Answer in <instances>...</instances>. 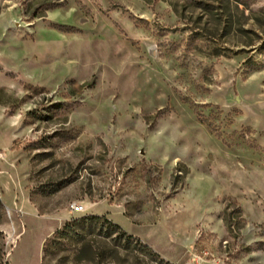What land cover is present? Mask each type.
Listing matches in <instances>:
<instances>
[{
	"label": "rangeland",
	"instance_id": "obj_1",
	"mask_svg": "<svg viewBox=\"0 0 264 264\" xmlns=\"http://www.w3.org/2000/svg\"><path fill=\"white\" fill-rule=\"evenodd\" d=\"M89 215L264 264V0H0V264H162Z\"/></svg>",
	"mask_w": 264,
	"mask_h": 264
},
{
	"label": "trees",
	"instance_id": "obj_2",
	"mask_svg": "<svg viewBox=\"0 0 264 264\" xmlns=\"http://www.w3.org/2000/svg\"><path fill=\"white\" fill-rule=\"evenodd\" d=\"M81 227L86 228L88 232L99 228L102 230H106L109 233L116 234L119 239H121V241L125 243L124 247L126 249H136L137 246L144 255L149 256L153 261L157 262L159 260L162 264H171L161 259L158 254L153 252L151 247L146 244H142L137 238L128 234L119 224L109 220L105 216L89 215L75 219L71 222L66 223L65 227L62 230H58L55 232V235L67 237L71 233H75Z\"/></svg>",
	"mask_w": 264,
	"mask_h": 264
},
{
	"label": "built area",
	"instance_id": "obj_3",
	"mask_svg": "<svg viewBox=\"0 0 264 264\" xmlns=\"http://www.w3.org/2000/svg\"><path fill=\"white\" fill-rule=\"evenodd\" d=\"M85 211V207L82 206V205H73L72 206V212H75V213H82Z\"/></svg>",
	"mask_w": 264,
	"mask_h": 264
},
{
	"label": "bare ground",
	"instance_id": "obj_4",
	"mask_svg": "<svg viewBox=\"0 0 264 264\" xmlns=\"http://www.w3.org/2000/svg\"><path fill=\"white\" fill-rule=\"evenodd\" d=\"M86 210V209H85Z\"/></svg>",
	"mask_w": 264,
	"mask_h": 264
}]
</instances>
